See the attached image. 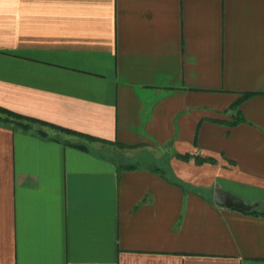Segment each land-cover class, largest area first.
<instances>
[{
	"label": "crops",
	"instance_id": "crops-1",
	"mask_svg": "<svg viewBox=\"0 0 264 264\" xmlns=\"http://www.w3.org/2000/svg\"><path fill=\"white\" fill-rule=\"evenodd\" d=\"M0 106V264H264V0H0Z\"/></svg>",
	"mask_w": 264,
	"mask_h": 264
},
{
	"label": "trees",
	"instance_id": "trees-1",
	"mask_svg": "<svg viewBox=\"0 0 264 264\" xmlns=\"http://www.w3.org/2000/svg\"><path fill=\"white\" fill-rule=\"evenodd\" d=\"M249 95L250 94H244L242 96V98L233 105V108L236 107V105H238L243 99H245ZM1 114L5 115V116L3 117V116H1ZM0 120L3 121V122L13 123V124L21 127L24 130H27L29 128V125L27 123H25V121H27V122H35V121H37V120H35L33 118H28L26 116L17 114L15 112L10 111V110H7V109H5V108H3L1 106H0ZM38 122H40V121H38ZM40 123H44V122H40ZM65 131L69 132V130H65ZM103 141L105 142L106 140H103ZM106 142L111 143L110 141H106ZM113 143L117 144L120 147H125L124 145L119 144L117 142H113ZM182 156L184 158H189L190 154H184ZM195 160L199 161V162H203V161H206V160L213 161V159H211V158L198 157V156H195Z\"/></svg>",
	"mask_w": 264,
	"mask_h": 264
},
{
	"label": "water",
	"instance_id": "water-1",
	"mask_svg": "<svg viewBox=\"0 0 264 264\" xmlns=\"http://www.w3.org/2000/svg\"><path fill=\"white\" fill-rule=\"evenodd\" d=\"M214 202L220 206L228 208H237L243 211H249L252 205L243 198L216 186L213 192Z\"/></svg>",
	"mask_w": 264,
	"mask_h": 264
},
{
	"label": "rangeland",
	"instance_id": "rangeland-1",
	"mask_svg": "<svg viewBox=\"0 0 264 264\" xmlns=\"http://www.w3.org/2000/svg\"><path fill=\"white\" fill-rule=\"evenodd\" d=\"M112 157L115 158L116 161H118L119 163L121 164H140V165H149V161L145 160V159H141L140 157H135V158H131V157H128V156H124V155H121V154H111Z\"/></svg>",
	"mask_w": 264,
	"mask_h": 264
}]
</instances>
